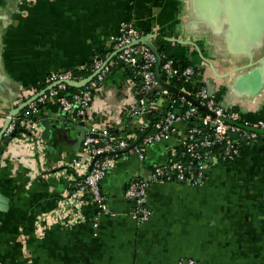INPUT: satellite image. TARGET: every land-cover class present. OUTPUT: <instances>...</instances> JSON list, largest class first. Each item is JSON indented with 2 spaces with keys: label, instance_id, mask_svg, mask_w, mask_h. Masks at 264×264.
<instances>
[{
  "label": "crops",
  "instance_id": "crops-1",
  "mask_svg": "<svg viewBox=\"0 0 264 264\" xmlns=\"http://www.w3.org/2000/svg\"><path fill=\"white\" fill-rule=\"evenodd\" d=\"M124 22L176 65L195 69L189 91L205 87L242 120H264V0H0V264H264V139L241 141L231 162H208L197 183L152 184L146 222L133 218L124 192L176 158L175 136L149 145L144 159L116 162L102 181L106 211L87 198L59 214L67 168L89 164L77 143L82 128L125 133L151 122L125 115L138 104L140 76L119 61L86 118L73 119L53 98L35 116L40 141L4 137L52 72L106 61Z\"/></svg>",
  "mask_w": 264,
  "mask_h": 264
},
{
  "label": "built area",
  "instance_id": "built-area-1",
  "mask_svg": "<svg viewBox=\"0 0 264 264\" xmlns=\"http://www.w3.org/2000/svg\"><path fill=\"white\" fill-rule=\"evenodd\" d=\"M143 37L144 33L133 22H124L120 33L112 39V51L108 53V59L105 61L100 57L92 63L90 75L95 76L87 85L75 87L71 83L82 81L90 75H75L72 69L52 72L48 77V88L36 94L27 105L28 114L18 118L19 124L18 119H12L3 134L4 137H11L21 127L24 128L22 133H27L33 141H40V121L35 116L53 98L59 99L62 110L73 119L86 118L94 102V91L104 82L117 61L129 66L135 75L140 76L141 81L132 91L138 104L130 107L125 115L132 119L155 112L161 118L157 121L153 119L150 123L145 121L139 128H132L125 133H115L112 128H106L92 130L86 135L82 151L88 157L89 164L77 159L67 168L65 174L70 180V188L59 209L60 215L72 211L74 206H79L87 198H91L101 211H106L108 204L102 181L116 162L132 155L144 159L149 145L175 136L176 158L157 165L148 181H130L124 192V198L133 205L130 212L133 218L140 223L146 222L152 216L148 205V191L152 184L172 180L197 183L210 159L231 162L240 154L241 141L264 139V120L256 123L244 121L238 114L226 111L207 88L200 87L194 92L186 88V82L195 75L193 67H181L171 58L160 54L161 64L157 74L158 55L148 44L138 42ZM158 76L168 84H171L172 78L180 80L182 85L177 87L180 92L159 87ZM70 87L76 89L70 90ZM154 90L155 97L149 100ZM178 103L185 108L180 110ZM185 264L196 262L188 259Z\"/></svg>",
  "mask_w": 264,
  "mask_h": 264
},
{
  "label": "water",
  "instance_id": "water-1",
  "mask_svg": "<svg viewBox=\"0 0 264 264\" xmlns=\"http://www.w3.org/2000/svg\"><path fill=\"white\" fill-rule=\"evenodd\" d=\"M150 39L151 37L149 35H146L145 37H143L142 39H140L138 42H144L146 44H148L152 49L153 51L158 55V62H157V74H159V68H160V64H161V59H160V53L157 49L154 48V46L152 45V43L150 42ZM94 74L90 75L89 77H87L86 79L82 80V81H79V82H74V83H71V85L75 86V87H83L85 85H87L93 78H94ZM158 80H159V87H166L174 92H177L179 93V89L177 87H174L173 85L171 84H168L166 83L161 77L158 76ZM189 97V96H188ZM190 99H192V97H189ZM34 100V98H32L31 100H28L26 102L23 103V105H21L18 109H17V114L20 113L25 107H27V105L32 101ZM194 100V99H192ZM147 117H151V122H153V118H152V113L149 112L147 113V115H145ZM17 123L19 124V119L17 120ZM42 124L43 126L45 127V130H44V133H43V136L45 138H48V134L50 132V128H49V125H50V119H43L42 120ZM24 131V128H17L11 135V137H15L17 135L18 132H23ZM86 134H87V130L86 128H82L81 130V133H80V136L77 140V143L79 145H81V143L84 141V139L86 138ZM214 161H218L217 158H212L210 159L208 162L209 163H213ZM209 169H205V172H208Z\"/></svg>",
  "mask_w": 264,
  "mask_h": 264
},
{
  "label": "trees",
  "instance_id": "trees-1",
  "mask_svg": "<svg viewBox=\"0 0 264 264\" xmlns=\"http://www.w3.org/2000/svg\"><path fill=\"white\" fill-rule=\"evenodd\" d=\"M91 64H90V66L88 67V68H86V69H81V70H75V69H72L73 70V72H74V74L75 75H80V76H84V77H87L88 75H90L91 74ZM133 75V74H132ZM137 77V76H136ZM135 77V78H136ZM137 81H141V79H138L137 78ZM138 82V83H139ZM171 85H173L174 87H180L181 85H182V83H181V81L180 80H178L177 78H172L171 79ZM74 89H76L75 87H70V90H74ZM155 94H156V91L154 90L153 92H152V94L149 96V100H151L152 98H154L155 97ZM138 97H140V95H137ZM177 106L179 107V109L180 110H182L183 108H185V107H183L182 106V104L181 103H178L177 104ZM161 118V115H159V114H157V113H155V121H157V120H159ZM113 132H115V133H121V132H116L114 129H111ZM128 130V129H127ZM127 130H125L124 132H127Z\"/></svg>",
  "mask_w": 264,
  "mask_h": 264
}]
</instances>
